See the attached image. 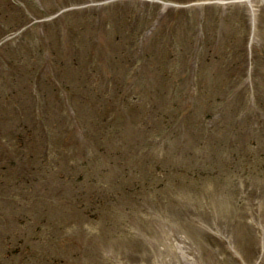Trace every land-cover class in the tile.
Segmentation results:
<instances>
[{"label": "rangeland", "instance_id": "rangeland-1", "mask_svg": "<svg viewBox=\"0 0 264 264\" xmlns=\"http://www.w3.org/2000/svg\"><path fill=\"white\" fill-rule=\"evenodd\" d=\"M9 3L23 17L0 29L4 49L44 31L40 45L94 61L104 81L55 70L79 91L84 158L56 142L31 191L21 174L19 191L0 189V252L13 241L15 264H264V0H0V14H17ZM5 85L0 149L20 117L55 123L40 127L49 133L71 125L73 103L51 88L21 107ZM124 99L106 129L99 105Z\"/></svg>", "mask_w": 264, "mask_h": 264}]
</instances>
